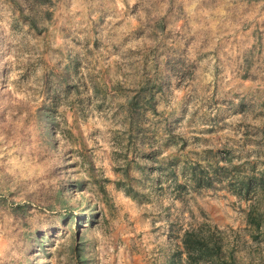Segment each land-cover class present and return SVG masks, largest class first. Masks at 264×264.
<instances>
[{
  "label": "rangeland",
  "instance_id": "374dc122",
  "mask_svg": "<svg viewBox=\"0 0 264 264\" xmlns=\"http://www.w3.org/2000/svg\"><path fill=\"white\" fill-rule=\"evenodd\" d=\"M213 260L264 264V0H0V264Z\"/></svg>",
  "mask_w": 264,
  "mask_h": 264
},
{
  "label": "trees",
  "instance_id": "16d2710c",
  "mask_svg": "<svg viewBox=\"0 0 264 264\" xmlns=\"http://www.w3.org/2000/svg\"><path fill=\"white\" fill-rule=\"evenodd\" d=\"M182 243L188 259H193L195 256L210 260L214 259L212 247L208 246L194 231H186L182 237ZM213 261L221 264L215 260Z\"/></svg>",
  "mask_w": 264,
  "mask_h": 264
}]
</instances>
